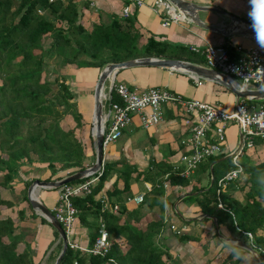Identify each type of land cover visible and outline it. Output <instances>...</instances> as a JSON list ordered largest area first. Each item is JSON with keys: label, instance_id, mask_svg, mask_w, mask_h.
<instances>
[{"label": "trees", "instance_id": "obj_1", "mask_svg": "<svg viewBox=\"0 0 264 264\" xmlns=\"http://www.w3.org/2000/svg\"><path fill=\"white\" fill-rule=\"evenodd\" d=\"M79 17L80 12L73 0L64 3L61 0H0V187L8 185L23 163H45L50 171L47 178H51L56 172H64L65 176L89 164L85 163L87 148L92 149L90 156L94 159L90 132H86L83 139L74 131L86 124L75 106L74 90L60 75L51 73L53 70L46 60L48 57L57 56L66 66L77 69L89 67L93 82L107 62L135 57L164 56L204 64L202 47L193 51L181 44L155 39L151 34L141 40L134 17L130 15L112 17L107 23L99 18L93 19L87 25ZM45 37L47 44H44ZM227 49L233 56L234 51L228 46ZM109 94L106 103L119 101L112 88ZM65 113L71 115L74 124L64 129L60 120ZM260 143L264 144V139L254 138V144ZM224 155V152L210 155L197 165L195 171L206 173V183L201 184L198 177L199 185L193 184L187 191L196 193L184 198H193L200 213L213 216L217 224H225L231 231H249L253 246L261 253L260 249L264 251V154L254 159L247 154L240 158L244 180L241 183L236 179L229 182L230 187L240 188V198L229 197L228 193L225 196L220 194L221 202L230 212L216 206V179L232 166L227 155L221 159ZM117 162L103 161L101 172L90 191L72 197L79 218L87 222L86 217L91 216V242L98 223L104 222L110 239L109 251L104 256L80 254L66 245L58 264H69L73 259H77L78 264L175 262L167 249L155 241L164 225L161 180L157 185L154 182L142 201L132 209L123 205H119L116 212L101 209L99 193L104 192L109 198L128 190V166L119 172L121 189H117L115 180L111 189L103 190L104 181ZM123 164L124 161L120 165ZM161 165L158 164L160 170L153 172L152 177L168 173L164 179L169 185L184 186L194 179L195 171L189 177H182L174 173L173 165ZM202 191L207 195H202ZM6 203L0 195V205ZM143 205L148 208L157 205L160 218L139 227L136 222ZM169 206L172 210V202ZM14 228L10 217H0V264H34L27 249L17 250L19 240L14 235ZM190 236L177 235L181 240Z\"/></svg>", "mask_w": 264, "mask_h": 264}, {"label": "crops", "instance_id": "obj_2", "mask_svg": "<svg viewBox=\"0 0 264 264\" xmlns=\"http://www.w3.org/2000/svg\"><path fill=\"white\" fill-rule=\"evenodd\" d=\"M61 1L64 3L67 0ZM73 1L80 12L79 19L84 25L89 24L93 19L99 18L103 23H107L112 17L123 16L122 7L129 3L128 15L134 17V24L141 33V40L151 34L155 39L181 44L189 48H200L208 42L223 43L230 47L232 51H234L233 47L237 44L244 48L254 44V41L246 36V33L222 35L198 27L191 21H188V19L183 22L173 23L168 27H163L160 24L159 15L151 7L153 0H142L143 3L138 6L128 0ZM190 1L201 5L220 6L228 12L257 22L264 27V0ZM198 14L207 23H216L223 19L220 13L213 10H200ZM259 47L262 50L261 47H264V40H259ZM190 62L205 66L195 61ZM115 76H118L119 81H125L130 88L164 87L181 95L183 98H194L217 103L226 111L233 110L236 103L235 94L225 85L200 76H197L200 83H196V81L189 77L187 72L166 66L134 65L123 67L115 71ZM234 79L235 82L232 81V85L239 87L238 83H236L239 82V79ZM249 87L256 86L252 85ZM245 99L254 100L252 98ZM260 99L263 100L259 101L257 99V102L247 100V102L254 105L263 104L264 98ZM126 127H128L127 133L123 138L121 137L120 148L117 149L111 143L109 150L103 152L102 161H118L104 181L103 190L111 189L112 183L115 180L117 189H121L122 178L121 176L118 177L119 172L125 166H128L130 171L128 190L109 198L106 196V199L109 205H123L126 209H132L138 205V203L132 200L131 197L133 195L143 193L144 196L154 182L165 181L163 176L152 177L153 172L160 170L158 167L159 163L162 164L161 167H166L180 162V155L188 149V145L185 144L188 129L187 124L183 122L178 105L172 103H164L162 105V117L151 128L143 129L141 127L136 112L132 113L131 121ZM228 127L229 125H227ZM143 130L146 132L145 135L142 134ZM235 131L233 143L229 144L225 138V149L230 148L235 143L237 126ZM92 147H94L93 140ZM251 148L246 149L244 154L248 153L254 159L256 157L252 153L253 146ZM91 152L92 149L87 148L88 158ZM123 161L124 164L122 166L120 164ZM86 162H89L87 158L85 159ZM49 173L50 171L45 166V163L38 161H32L30 164L23 163L19 166L16 175L11 178L8 185L0 187L1 197L7 201L6 204L0 205V217L4 218L8 216L12 219L15 226L14 235L19 240L17 250L27 249L34 264H52L62 245L57 231L55 233L50 223L46 219H43L44 216L32 207L27 199V187L33 179L48 180L57 179L55 176H64V172H56L54 175H51V178H47ZM132 177L134 179L141 177L144 183L143 190H138L135 183L130 182ZM26 182L29 183L26 184ZM193 184L199 185V182L191 179L187 185L176 186L169 185L166 180V187L163 186V193L161 195L163 205L162 219L164 218L165 223L168 224L161 227L159 233L155 236V241L162 248L167 249L175 261L173 264H264L261 253L251 244V239L243 231H231L225 224L217 223V228H215V218L213 216L201 214L197 204H187L188 202L184 201V196H186L184 194ZM239 189V187H234V193L228 192V194L240 198ZM56 193V187H36L33 191V197L49 208L54 202ZM101 194L105 193H99V195ZM170 202H172V210L169 206ZM174 208L177 209V214L182 220L180 225L176 223L178 222V217L175 218ZM139 215V220L136 222L139 227H143L147 221L160 218L157 205L152 208H148L145 205L141 206ZM203 216L206 218H203ZM86 218L87 222L77 215L68 235V239L81 246H88L91 243V216L88 215ZM123 218L124 216L121 217V219ZM170 224L179 229L185 225V229L180 233L191 236L186 240L179 239L177 235L180 233H175L170 228Z\"/></svg>", "mask_w": 264, "mask_h": 264}, {"label": "built area", "instance_id": "obj_3", "mask_svg": "<svg viewBox=\"0 0 264 264\" xmlns=\"http://www.w3.org/2000/svg\"><path fill=\"white\" fill-rule=\"evenodd\" d=\"M128 1L137 6L143 3L142 0ZM151 7L159 15L160 24L163 27L188 19L170 0H153ZM37 11L42 12L40 9H37ZM128 14L129 3L122 7V15L127 16ZM246 36L251 38L254 44L245 48L239 44L235 45L233 56L230 55L227 46L223 43H206L201 50L204 65L225 73L231 82H235L234 78L239 79V82L236 83L240 88L252 85L263 87L264 52L259 47L260 39L253 34H246ZM190 49L193 51L198 50L197 47H190ZM187 73L196 83H200L195 74L192 72ZM108 79L110 89H113L119 101L109 100L106 109L103 110L102 148L120 136L123 129L130 123L132 113L136 112L138 114L143 129H149L160 121L164 103L176 104L183 122L187 124L188 136L185 144L188 145V149L180 155V162L173 165L174 173L182 177H189L195 171L197 165L208 156L219 152L226 153L232 166L216 179L215 195L216 206L230 212L221 202L220 194L224 186L228 185L231 180L237 179L239 174L242 173L240 158L244 155L246 149L254 145V138L264 139V105L250 104L245 98L239 97L234 109L226 111L217 103L183 98L164 87L150 86L144 89H136L130 88L121 81H116L112 76H109ZM103 98L108 100L110 98L109 92L106 95L104 94ZM229 121L235 122L237 137L234 145L225 149V127ZM102 163L103 161H101L100 167L95 172L80 180L65 182L56 187L57 193L54 202L49 207L50 212L58 220L65 233L67 246L80 253L98 256L106 255L110 248L109 234L103 221L99 222L96 234L88 246L77 244L68 239V235L78 212L72 202V197L84 195L90 191L91 186L96 182L101 172ZM167 174L163 175L164 178ZM162 186L166 187V179L162 182ZM131 198L135 203H140L143 199V193L133 195ZM99 201L101 209L107 208L112 212L117 211L118 206L116 204L109 205L105 194L99 196ZM170 228L175 233H180L185 229V225L179 229L170 224ZM243 233L251 239L249 231H243ZM257 250L259 251V249ZM260 252L264 259V251L260 249ZM69 264H78V261L73 259Z\"/></svg>", "mask_w": 264, "mask_h": 264}, {"label": "water", "instance_id": "obj_4", "mask_svg": "<svg viewBox=\"0 0 264 264\" xmlns=\"http://www.w3.org/2000/svg\"><path fill=\"white\" fill-rule=\"evenodd\" d=\"M175 7L180 10L187 18L198 27L205 30L214 31L222 35L233 34H253L259 39L264 40V27L259 23L248 20L244 17L228 12L224 8L216 5H201L190 0H170ZM200 10H213L220 13L223 16L222 21L216 23H207L203 21L198 14ZM134 65H158L166 66L172 69H178L181 71L192 72L196 76H200L206 79L217 81L226 87H228L236 97V101L239 97L260 99L264 98V86L263 87H246L240 88L232 85L229 77L220 71L213 68H208L203 65H198L187 61L185 59L168 58V57H155V56H142L121 61L107 62L98 72L96 80L92 89V111H91V135L93 138L94 146V160L87 166L76 169L72 173H69L58 179H33L27 187V199L29 203L37 209L42 216L50 223V225L57 231L62 245L59 253L57 254L52 264H58L60 258L66 248L67 240L65 233L58 222V220L50 212L49 208L43 203L33 197V191L36 187H58L65 182H69L75 179L83 178L88 174L95 172L101 165L103 148H102V117H103V105H102V92L103 83L109 76L114 77L115 71L119 68L129 67ZM110 91V83L108 85V91ZM226 155L221 157L223 159ZM212 164V163H211ZM210 164V171H211ZM211 182V180H210ZM196 191L186 192L184 195L193 194ZM183 195V196H184ZM182 197V196H181ZM215 228H217L216 222H214ZM249 247V246H248ZM250 249V247H249ZM105 264V263H100Z\"/></svg>", "mask_w": 264, "mask_h": 264}, {"label": "rangeland", "instance_id": "obj_5", "mask_svg": "<svg viewBox=\"0 0 264 264\" xmlns=\"http://www.w3.org/2000/svg\"><path fill=\"white\" fill-rule=\"evenodd\" d=\"M46 39H47L46 37L43 39L44 44H47ZM261 48L264 52V47H261ZM46 60L50 64V66L53 70V71H51V73H57L58 75H60V77L64 78L65 82H68L71 85L70 87H72V89L74 90L75 106L80 111L82 118L84 120V123H86L84 127H79V129L75 128L74 131L76 132V134L78 135L79 138L84 139L86 136V132H90V134H91V111H92V89H93L92 86L94 85V82H95V81L93 82L94 77L91 75L92 73L91 74L89 73V70H88L89 67H81V68L77 69V68H74L73 66H66L65 63L57 56L48 57ZM114 79L116 81H119L118 76H115V74H114ZM95 80H96V78H95ZM121 82L126 84V82L123 80H121ZM108 85H109V79L106 78L104 80V83H103V93L105 95L107 94V91H108ZM245 100L257 102V99H254L255 101L251 100V99H245ZM102 104H103V110L106 109L107 103L105 101V98H103V97H102ZM263 105H264V103H263ZM73 124H74V122H73V119L71 118V115L69 113H65V115L60 120V125L65 129V128H69L70 125H73ZM227 125H229L228 128H227ZM227 125L225 127V138L228 141V143L230 144V143H233V141H234V132L236 133V131H235L236 124L234 121H229V122H227ZM127 129H128V127H125L123 129V133L120 137H118L114 141H112L109 144H107L106 146H104L103 152L104 151L106 152L107 150H109L111 143L114 144L117 149H119L121 137L123 138L126 135ZM142 134L145 135L146 132L143 130ZM235 142H236V138H235ZM82 144L84 145L83 142H82ZM233 145L234 144H232V146ZM251 150H252V148H251ZM258 150H260V151L257 152ZM93 151H94V149H93ZM252 153L255 154V157H262L264 154V144L263 143H261L260 145L254 144ZM246 154L248 155V153H246ZM242 157H243V155H242ZM92 159H93L92 156L87 158V160L89 162L90 161L92 162ZM133 167H135V166H133ZM198 177H200L201 184L206 183V173L204 174L201 170H196L195 173L193 174V178H194V180H196ZM243 180H244V175H243V173H240L239 176L237 177L236 181H237V183H241ZM130 182L135 183L138 190L144 189V183H143L141 177L138 179H134V177H132L130 179ZM233 189L234 188L230 187L229 184L224 186L222 188V193H221L222 196H225L226 193H228V190H229V193H231V192L234 193ZM201 194L207 195V192L202 191ZM231 196L232 195H229V197H231ZM180 200L182 201V199H180ZM184 201L188 202L187 204H190V203L196 204V201L191 197H185ZM176 210L177 209L174 208L175 218L178 217V222H176V223L180 225L182 220H181L180 216L177 214L178 211H176ZM163 221H164V226L168 224V223H165L164 218H163ZM215 235H217V234L215 233Z\"/></svg>", "mask_w": 264, "mask_h": 264}, {"label": "bare ground", "instance_id": "obj_6", "mask_svg": "<svg viewBox=\"0 0 264 264\" xmlns=\"http://www.w3.org/2000/svg\"><path fill=\"white\" fill-rule=\"evenodd\" d=\"M102 96H103V92H102Z\"/></svg>", "mask_w": 264, "mask_h": 264}]
</instances>
